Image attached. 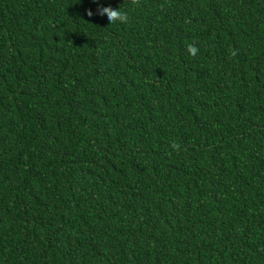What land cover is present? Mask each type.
Wrapping results in <instances>:
<instances>
[{
  "label": "trees",
  "instance_id": "16d2710c",
  "mask_svg": "<svg viewBox=\"0 0 264 264\" xmlns=\"http://www.w3.org/2000/svg\"><path fill=\"white\" fill-rule=\"evenodd\" d=\"M97 6L0 0V264H264V0Z\"/></svg>",
  "mask_w": 264,
  "mask_h": 264
},
{
  "label": "clouds",
  "instance_id": "9594fccd",
  "mask_svg": "<svg viewBox=\"0 0 264 264\" xmlns=\"http://www.w3.org/2000/svg\"><path fill=\"white\" fill-rule=\"evenodd\" d=\"M94 4H97L95 12L92 9H87L86 14L88 17L93 15L102 16L106 20V23H115V22H126L127 15L120 10L119 8H111L108 6H99V0H92ZM189 51L192 54H195L197 49L195 47L189 46Z\"/></svg>",
  "mask_w": 264,
  "mask_h": 264
}]
</instances>
